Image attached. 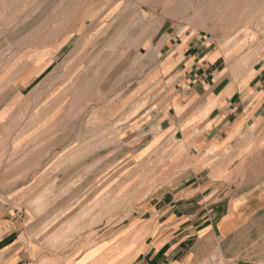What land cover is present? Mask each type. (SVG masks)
<instances>
[{"label":"rangeland","instance_id":"rangeland-1","mask_svg":"<svg viewBox=\"0 0 264 264\" xmlns=\"http://www.w3.org/2000/svg\"><path fill=\"white\" fill-rule=\"evenodd\" d=\"M167 27L214 33L247 67L264 0H0V206L38 264L141 240L179 182L182 150L153 141Z\"/></svg>","mask_w":264,"mask_h":264},{"label":"crops","instance_id":"crops-1","mask_svg":"<svg viewBox=\"0 0 264 264\" xmlns=\"http://www.w3.org/2000/svg\"><path fill=\"white\" fill-rule=\"evenodd\" d=\"M158 52L153 141L180 147V180L150 198L141 240L76 264H264V51L234 70L214 33L167 27ZM12 218L0 206V264H38Z\"/></svg>","mask_w":264,"mask_h":264},{"label":"built area","instance_id":"built-area-1","mask_svg":"<svg viewBox=\"0 0 264 264\" xmlns=\"http://www.w3.org/2000/svg\"><path fill=\"white\" fill-rule=\"evenodd\" d=\"M26 264H37V263H35L33 260H28V261L26 262Z\"/></svg>","mask_w":264,"mask_h":264}]
</instances>
